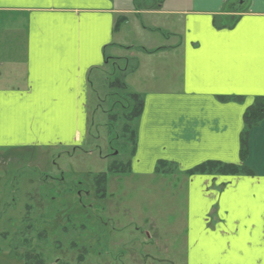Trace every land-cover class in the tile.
Here are the masks:
<instances>
[{
  "label": "crops",
  "instance_id": "obj_1",
  "mask_svg": "<svg viewBox=\"0 0 264 264\" xmlns=\"http://www.w3.org/2000/svg\"><path fill=\"white\" fill-rule=\"evenodd\" d=\"M129 1L0 5V147L86 145L98 74L124 63L125 90L143 99L131 169L179 170L187 264H264V117L241 157L245 116L264 99V0ZM147 12L166 19L145 25ZM210 161L253 174H188Z\"/></svg>",
  "mask_w": 264,
  "mask_h": 264
},
{
  "label": "rangeland",
  "instance_id": "obj_2",
  "mask_svg": "<svg viewBox=\"0 0 264 264\" xmlns=\"http://www.w3.org/2000/svg\"><path fill=\"white\" fill-rule=\"evenodd\" d=\"M126 6L175 8L173 0ZM142 18L154 25L166 15ZM114 63L98 74L86 145L0 147V264H187V187L172 165L161 175L126 166L135 151L136 103L111 86L123 78L124 63ZM114 162L129 172L111 173Z\"/></svg>",
  "mask_w": 264,
  "mask_h": 264
},
{
  "label": "trees",
  "instance_id": "obj_3",
  "mask_svg": "<svg viewBox=\"0 0 264 264\" xmlns=\"http://www.w3.org/2000/svg\"><path fill=\"white\" fill-rule=\"evenodd\" d=\"M229 23H232V21H229ZM234 24V23H233ZM122 82L114 81L111 86L113 87H123L126 88V85L124 83V80L122 78ZM129 95L132 97L133 102L136 103L135 110L133 112L134 118L138 119L141 116L142 110H143V99L137 95V94H131ZM264 117V99H259L257 104H255L253 107H251L245 116L246 121V127L247 129L243 133L242 137V145H241V157L244 160L247 154V133L248 130L257 122L261 121V119ZM134 145H136V135H135V142ZM135 149V148H134ZM128 169L130 170L131 163L130 161L126 165ZM167 166L166 162H162L159 164L158 171L160 169H163ZM126 167H124L123 163L114 162L112 166L110 167V172L113 174H120V173H127L129 170ZM189 175H230V176H236V175H252L253 173L249 170H247L245 167L235 165V164H226L221 162H206L203 163L190 172H188ZM103 179L102 181L97 180V183L100 184L102 187L104 184L106 185V174L102 175ZM104 198V196H103Z\"/></svg>",
  "mask_w": 264,
  "mask_h": 264
},
{
  "label": "snow or ice",
  "instance_id": "obj_4",
  "mask_svg": "<svg viewBox=\"0 0 264 264\" xmlns=\"http://www.w3.org/2000/svg\"><path fill=\"white\" fill-rule=\"evenodd\" d=\"M24 0H13V3L23 5ZM5 3V0H0V5H3Z\"/></svg>",
  "mask_w": 264,
  "mask_h": 264
}]
</instances>
